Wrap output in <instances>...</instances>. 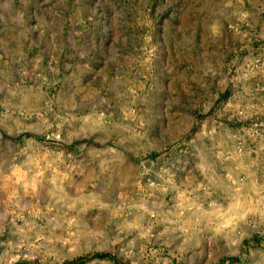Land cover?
<instances>
[{"label":"rangeland","instance_id":"rangeland-1","mask_svg":"<svg viewBox=\"0 0 264 264\" xmlns=\"http://www.w3.org/2000/svg\"><path fill=\"white\" fill-rule=\"evenodd\" d=\"M235 16L0 0V264H264V159L218 114Z\"/></svg>","mask_w":264,"mask_h":264},{"label":"crops","instance_id":"crops-1","mask_svg":"<svg viewBox=\"0 0 264 264\" xmlns=\"http://www.w3.org/2000/svg\"><path fill=\"white\" fill-rule=\"evenodd\" d=\"M232 14L237 15L239 20L237 34L233 45L237 48L236 55L230 60H224V74L231 77L223 78L224 86L220 96L218 114L225 121L230 118L240 119L247 116L254 121H262L264 124V0H221ZM227 72V74L225 73ZM227 88L228 92H225ZM240 116V117H238ZM219 124V135L225 137L230 134L228 124ZM234 128L243 129L247 132L248 141H252L254 147L264 159V127L258 135L254 134L252 123L248 127L231 123ZM240 128V129H239ZM235 132V130H234ZM245 141V140H244ZM224 148V146H222ZM241 149L233 147L224 148L221 155L225 159L237 155L242 157ZM226 157V158H225Z\"/></svg>","mask_w":264,"mask_h":264},{"label":"built area","instance_id":"built-area-1","mask_svg":"<svg viewBox=\"0 0 264 264\" xmlns=\"http://www.w3.org/2000/svg\"><path fill=\"white\" fill-rule=\"evenodd\" d=\"M264 127V124L262 121H254L252 122V128L254 129V134L258 135L259 133L262 132V129Z\"/></svg>","mask_w":264,"mask_h":264},{"label":"trees","instance_id":"trees-1","mask_svg":"<svg viewBox=\"0 0 264 264\" xmlns=\"http://www.w3.org/2000/svg\"><path fill=\"white\" fill-rule=\"evenodd\" d=\"M107 256V254H104V253H97V254H94L93 256H90V257H88L87 259H90V258H103V257H106ZM87 259H80L79 261H78V263L79 264H82L85 260H87ZM76 263V262H75Z\"/></svg>","mask_w":264,"mask_h":264}]
</instances>
